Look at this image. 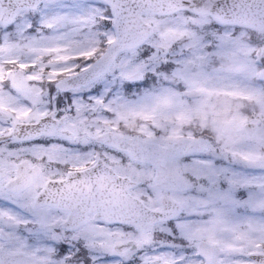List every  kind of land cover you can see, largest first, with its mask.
Here are the masks:
<instances>
[{
    "label": "snow or ice",
    "instance_id": "snow-or-ice-1",
    "mask_svg": "<svg viewBox=\"0 0 264 264\" xmlns=\"http://www.w3.org/2000/svg\"><path fill=\"white\" fill-rule=\"evenodd\" d=\"M0 264H264V0H0Z\"/></svg>",
    "mask_w": 264,
    "mask_h": 264
}]
</instances>
